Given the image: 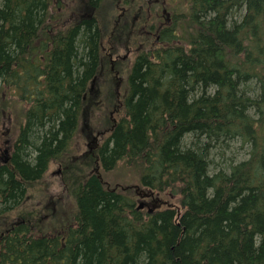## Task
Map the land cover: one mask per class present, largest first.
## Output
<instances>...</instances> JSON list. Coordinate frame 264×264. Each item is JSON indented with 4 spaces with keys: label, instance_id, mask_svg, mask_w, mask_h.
<instances>
[{
    "label": "trees",
    "instance_id": "16d2710c",
    "mask_svg": "<svg viewBox=\"0 0 264 264\" xmlns=\"http://www.w3.org/2000/svg\"><path fill=\"white\" fill-rule=\"evenodd\" d=\"M118 2L131 7L114 26ZM111 31L136 57L115 64L123 114L66 183L68 235L40 236L29 188L49 160L76 168ZM0 83L25 116L0 165V264H264V0H0ZM232 143L245 159L226 157ZM120 164L138 187L104 184Z\"/></svg>",
    "mask_w": 264,
    "mask_h": 264
},
{
    "label": "rangeland",
    "instance_id": "374dc122",
    "mask_svg": "<svg viewBox=\"0 0 264 264\" xmlns=\"http://www.w3.org/2000/svg\"><path fill=\"white\" fill-rule=\"evenodd\" d=\"M115 9L120 7V3L118 2L116 5H114ZM119 12V11H118ZM125 62V61H124ZM113 84V85H112ZM107 88L106 93H108L111 96V93L114 92L115 96V103L113 106H108L107 109L98 106L92 111V113H88L82 116L80 119V129L78 133V137L76 136L74 142V146L72 147V150L70 151V157L77 156L79 153L76 151L77 149V139L78 143L81 146L82 156L80 157L81 161H76L75 166L76 168L74 170L71 169V167L68 165V169H60L57 163H53L45 177L43 178L41 183H36L31 188H29L28 195L30 197V202L33 204L38 203V207L36 209L35 214L33 217L35 218V221H38L35 224V228H38V231L40 236L45 237H54L56 235H61L63 237H66L68 235L69 231V225L72 218V213H74V204L71 199L67 195V184H70V178L73 173H75L80 167L82 160L84 159V155H88L91 157L92 161L95 160V157L91 155L93 154V148H89L88 145H91L92 137L87 138L85 137L84 131H80L82 129L85 130V125H88V128L90 132H92L93 128L92 125L94 124L93 121V115L94 113L103 112L104 115V121H106V129L104 131L107 132L108 129H110L111 125L115 123L123 114L122 109V103H118L120 99H118L119 96H121V85L118 87L115 86V83H112ZM96 100L100 98L101 90L94 88ZM101 97V96H100ZM3 99V97H2ZM12 110V104L5 103V101L2 100L0 103V111L2 112V118H1V124H0V155L3 154L5 150L10 149L11 140L14 137V133H12V123L9 124L8 118L16 115ZM85 118V119H84ZM103 127V126H102ZM101 130V128H99ZM96 130V129H95ZM94 130V131H95ZM94 135V134H93ZM108 137V133L103 135V140ZM80 139V140H79ZM91 151V152H90ZM246 150L244 148H240V144L238 143H232L231 149L227 152L226 157H233L237 161L245 159L247 156ZM213 161L216 164H221L220 169H224L226 163H223L221 159L219 158H212ZM225 159V158H224ZM66 164H67V158H65ZM95 163V162H94ZM77 167V165H79ZM60 169L59 172H57ZM87 172V171H86ZM101 172V171H100ZM131 174L124 169V167L120 164L118 167L109 172L104 173L101 172V177L106 186L109 188H116L117 190H124L127 188H133L138 187L137 179L135 177L130 176ZM61 177L63 178V183H65V188L62 186L61 183ZM83 178H85V173H81V180L83 181ZM74 179L76 180V177L74 176ZM70 182V183H68ZM131 193H134V190H130ZM140 189V188H139ZM138 200H136V205H139L140 203L144 204L143 211L146 212L149 207L146 206L145 201L141 200L140 196H144L142 191L140 190L139 193H137ZM174 204L177 203L176 199L171 200ZM28 209H25L24 212H27Z\"/></svg>",
    "mask_w": 264,
    "mask_h": 264
},
{
    "label": "flooded vegetation",
    "instance_id": "af4514ba",
    "mask_svg": "<svg viewBox=\"0 0 264 264\" xmlns=\"http://www.w3.org/2000/svg\"><path fill=\"white\" fill-rule=\"evenodd\" d=\"M128 6H129L128 8H125L126 10H124L121 7L118 8L119 12L116 16V19H114V21H113L114 26L118 23L120 18L124 15V12L127 11V13H128V9L131 7V5H128ZM142 8H143V6H142ZM136 20H137L136 17L132 18L133 22H135ZM112 35H113V31H111L109 34V37L106 38V46L102 47V49H101V55H103V58L106 59L105 64L103 66L101 65L100 69H97V71H96L97 73H96L95 77L88 84V90H87L86 96H83V98H82V100H85V98H87L86 101L89 100L91 103H97V105L101 104L102 107H104L105 109H107L108 106H113V104L115 103L114 92H112L111 96H110L108 93H106L107 88L112 83H115V86L118 87L119 85L122 84V82L124 80L123 77H121V73H120L121 71L115 69L116 62L121 61V60H123V61L127 60L128 64H131L136 59V57L134 55L135 52L133 50L134 48H131L132 49L131 50L130 48H128V46H124L121 49H119V51L116 55L115 54V47H116L115 43L116 42L114 43V41L112 39L113 38ZM158 37H159V35L157 34L156 35V41L158 40ZM122 71L124 73H126V69H124ZM18 81L19 80H17L16 82H18ZM1 86H2V83H0V88H1ZM14 87L16 88V90L13 88L11 89L14 94L15 93L17 94L18 90L20 92V90L22 89L21 88L22 86H19V85H14ZM94 88L101 90L100 100L99 99L94 100V95H93L95 93ZM118 99H120V96L118 97ZM118 101H119L118 103H123V101H121V100H118ZM1 102H2V91H0V103ZM32 103H35V102L31 101L29 103H23V105L26 108H28L30 105H32ZM9 104H12V110L11 111L16 114V115L11 117V120H10V118H8L9 124L12 123L11 131H12V133H14V137L11 140L10 149L5 150L3 152V154L0 155V165L1 164L2 165L7 164L10 161L12 143H13V141L15 142L14 139H16L18 132L20 131L21 127H23L24 121H25V116H19L18 115V111H17L16 107L19 103H9ZM102 114L105 115L103 112H102ZM99 117H101V116L98 112L93 115L94 124L92 125V127H95V128H93L92 132H90L88 125H85V130L84 129L80 130L82 132L84 131L85 137H87L88 139L92 137V141H91L92 144L88 145V147L93 148V154L91 153V155H93L95 157V159H97L96 155H95L96 149L99 148L100 144L104 140H106V139L103 140V135L106 133H108V135H109V132L112 130V127L115 124V123H113V125H111L110 129H108V131L104 133V131L106 129V123L104 126V123L99 120ZM1 118H2V112L0 111V122H1ZM79 126H80V122H79V125H78L76 132L73 135L72 142L70 144V150H72V147L75 145L73 141L75 140L76 136L78 137V133H79V129H80ZM99 128H101V130ZM76 151L79 153V155L75 156L74 160H75V162L81 161L80 157L82 156V151H81V146L78 143V139H77ZM66 157H67V154L64 156L62 155L59 159L49 160L47 163V170H46L45 175L47 174L50 166L53 163H57L58 166L60 167V169H64L65 165H66V160H65ZM94 162L97 163V160H94ZM60 169L57 172H59ZM93 172L96 175L99 174L98 169H95ZM45 175H44V177H45ZM63 181L64 180L61 177L62 186H64V188H65V183H63ZM65 190H66V188H65Z\"/></svg>",
    "mask_w": 264,
    "mask_h": 264
},
{
    "label": "water",
    "instance_id": "95a60500",
    "mask_svg": "<svg viewBox=\"0 0 264 264\" xmlns=\"http://www.w3.org/2000/svg\"><path fill=\"white\" fill-rule=\"evenodd\" d=\"M143 209V204L142 203H140L139 205H138V207H137V209L136 210H142ZM152 209H149L147 212H148V214H151L152 213Z\"/></svg>",
    "mask_w": 264,
    "mask_h": 264
}]
</instances>
